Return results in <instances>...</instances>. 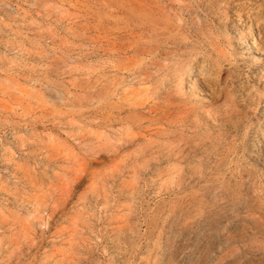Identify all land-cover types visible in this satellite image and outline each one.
<instances>
[{"label": "rangeland", "instance_id": "1", "mask_svg": "<svg viewBox=\"0 0 264 264\" xmlns=\"http://www.w3.org/2000/svg\"><path fill=\"white\" fill-rule=\"evenodd\" d=\"M0 264H264V0H0Z\"/></svg>", "mask_w": 264, "mask_h": 264}, {"label": "bare ground", "instance_id": "2", "mask_svg": "<svg viewBox=\"0 0 264 264\" xmlns=\"http://www.w3.org/2000/svg\"><path fill=\"white\" fill-rule=\"evenodd\" d=\"M253 44L255 47H258V49L261 48L260 43L256 42L255 40H254ZM200 68H201V66H200Z\"/></svg>", "mask_w": 264, "mask_h": 264}]
</instances>
